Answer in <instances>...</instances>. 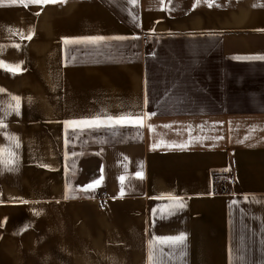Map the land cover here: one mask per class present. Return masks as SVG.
<instances>
[{
	"label": "crops",
	"instance_id": "obj_1",
	"mask_svg": "<svg viewBox=\"0 0 264 264\" xmlns=\"http://www.w3.org/2000/svg\"><path fill=\"white\" fill-rule=\"evenodd\" d=\"M96 36L128 39L75 42ZM260 57L264 0H0V61L21 69L0 68V147L19 157L0 171V235L10 212L43 205L49 232L58 222L64 235L72 210L91 232L90 218L113 264H230V251L231 264H264ZM126 114L144 126L64 123ZM232 165L237 181L225 186ZM101 176L95 191L78 190ZM169 194L186 207L161 218ZM181 233L182 246L155 243Z\"/></svg>",
	"mask_w": 264,
	"mask_h": 264
},
{
	"label": "rangeland",
	"instance_id": "obj_2",
	"mask_svg": "<svg viewBox=\"0 0 264 264\" xmlns=\"http://www.w3.org/2000/svg\"><path fill=\"white\" fill-rule=\"evenodd\" d=\"M28 208L10 212L8 229L0 235V264H111L113 258L96 247L90 218L87 221L93 229L84 233L78 212L72 210V222L66 224L63 235L61 228L58 232V222L49 232L46 206Z\"/></svg>",
	"mask_w": 264,
	"mask_h": 264
},
{
	"label": "snow or ice",
	"instance_id": "obj_3",
	"mask_svg": "<svg viewBox=\"0 0 264 264\" xmlns=\"http://www.w3.org/2000/svg\"><path fill=\"white\" fill-rule=\"evenodd\" d=\"M12 4H21L24 7H27L29 4L36 5V6H47L48 4H57V3H63L65 0H11ZM129 4L135 5L137 3V0H127ZM164 0H161V3H163ZM170 2V0H169ZM197 3L200 2V0H196ZM206 3H208L209 7L212 6V3L214 0H205ZM39 15V13H37ZM133 20L136 19L135 16L132 17ZM22 38L30 40L32 37L31 35H28L24 37L22 35ZM125 40L128 39L127 37L123 36H116V37H110L106 38L103 36H96V37H87V38H81L76 40V43H85V44H91V45H98L105 40ZM67 43V41H65ZM14 47L19 48V45H15ZM260 59H264V57H260ZM0 68H3L6 71L11 72L13 75L17 74L20 72V66L19 65H9L4 61H0ZM0 91H4L0 89ZM22 98L12 96V100L15 102V106L12 104L8 105V108L11 111H15L17 115H19V106H20V101ZM155 113H148L147 118H151ZM144 115H138V116H132L131 114H126V115H121L118 117H94L90 119H82V120H72V121H65L66 125V131L68 127H72L74 130H78L80 132L84 131L85 129L89 130H98L100 128H106V127H115V126H134L138 128H142L144 126ZM6 125L3 123L2 120H0V128H4ZM165 127H169L168 125H165ZM149 128L151 129V125H149ZM5 138L14 142L15 147H19V138L16 136H8L5 134ZM191 139L189 140V144L191 143ZM67 143V141H66ZM163 143V141H161ZM170 147H181L184 148L187 145H169ZM156 145H153V148H155ZM5 153H7V158H4ZM67 158V157H66ZM19 157L15 155L14 152H12L9 148L6 147H0V165L3 167L0 168V171L7 170V171H13L14 170V165L18 163ZM138 179H143V172L138 171L135 173V177ZM119 180L121 182V196L124 194L123 190V185L126 180L125 176L119 177ZM103 181V176H101L99 179L92 181L88 185H85L83 188L78 189L79 191H95V189L100 186V184ZM65 198H74V197H69L67 194V186H66V195ZM168 199L171 201V203L168 205L167 208L160 210L161 213V218H164L165 215H172L175 213L176 210L183 209L186 207V205L183 203L182 198L171 196L170 194L168 195ZM245 200H247V197H245ZM25 203H27L25 201ZM233 203L238 204L239 201H234ZM27 226H25L26 230ZM187 239L186 234L181 233L177 236H166V237H157L155 238V243H158L163 246H167L170 248H174L176 246H182L185 244V241ZM183 255V253H182ZM229 259H230V264H231V251L229 254ZM150 260L152 261V264H156V258L155 256H150Z\"/></svg>",
	"mask_w": 264,
	"mask_h": 264
},
{
	"label": "built area",
	"instance_id": "obj_4",
	"mask_svg": "<svg viewBox=\"0 0 264 264\" xmlns=\"http://www.w3.org/2000/svg\"><path fill=\"white\" fill-rule=\"evenodd\" d=\"M228 174H229V178L227 184L225 183V186L227 185L234 186L237 181L235 165H232L229 168Z\"/></svg>",
	"mask_w": 264,
	"mask_h": 264
}]
</instances>
